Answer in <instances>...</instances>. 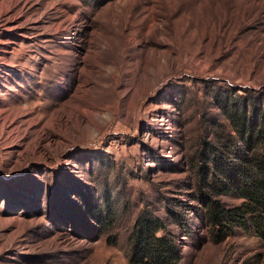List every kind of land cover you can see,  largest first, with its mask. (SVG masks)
Listing matches in <instances>:
<instances>
[{
  "label": "rangeland",
  "instance_id": "rangeland-1",
  "mask_svg": "<svg viewBox=\"0 0 264 264\" xmlns=\"http://www.w3.org/2000/svg\"><path fill=\"white\" fill-rule=\"evenodd\" d=\"M239 96L264 109V0H0V264H133L144 212L180 264H264V237L215 242L191 196Z\"/></svg>",
  "mask_w": 264,
  "mask_h": 264
},
{
  "label": "trees",
  "instance_id": "trees-1",
  "mask_svg": "<svg viewBox=\"0 0 264 264\" xmlns=\"http://www.w3.org/2000/svg\"><path fill=\"white\" fill-rule=\"evenodd\" d=\"M221 109L230 126L220 123L215 139L204 140L193 156L195 190L191 193L197 215L210 227L213 240L222 242L236 228H254L264 237V109L257 98L225 99ZM241 199L229 206L224 197ZM181 208H187L183 204ZM177 223L187 229L189 220L172 211ZM159 216L142 213L130 233L129 261L133 264H180L179 243L165 232Z\"/></svg>",
  "mask_w": 264,
  "mask_h": 264
}]
</instances>
